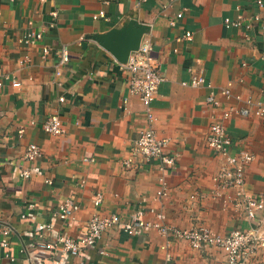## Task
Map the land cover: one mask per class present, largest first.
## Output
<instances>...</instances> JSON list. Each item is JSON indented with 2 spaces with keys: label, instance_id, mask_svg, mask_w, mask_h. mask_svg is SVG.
<instances>
[{
  "label": "crops",
  "instance_id": "crops-1",
  "mask_svg": "<svg viewBox=\"0 0 264 264\" xmlns=\"http://www.w3.org/2000/svg\"><path fill=\"white\" fill-rule=\"evenodd\" d=\"M102 10L106 18L96 17ZM259 12L258 0H0V69L21 84L7 80L0 94V219L14 228L9 246H0V264H228L218 247L198 250L154 227L129 236L123 223L135 215L157 222L162 211L163 223L180 229L205 227L225 235L251 225L229 203L234 189L217 193L214 176L222 160L208 146V134L223 108L264 100V35L225 24ZM133 19L149 26L143 37L153 41L164 77L153 103L154 127L177 156L176 165L165 169L159 160L133 153L147 124L144 106L130 92V72L95 39ZM33 30L43 39L26 45L23 37ZM186 32L192 39L184 38ZM63 45L70 60L62 66ZM44 47L49 52L43 59ZM191 67L204 71L211 88L183 85ZM229 85L227 98L222 90ZM213 92L221 107L208 102ZM51 114L61 118L63 134L41 127ZM32 119L37 125H28ZM224 124L232 153L254 155L245 188L264 196V117L234 114ZM30 143L42 149L35 162L23 161ZM131 157L128 168L124 162ZM21 168L31 170L28 181ZM161 180L168 193L157 198ZM96 192L104 195L102 211L122 221L107 234V253L91 248L74 258L46 249L61 233L75 239L86 234ZM68 198L80 208L66 222L54 219ZM48 223L53 230L45 233Z\"/></svg>",
  "mask_w": 264,
  "mask_h": 264
},
{
  "label": "built area",
  "instance_id": "built-area-1",
  "mask_svg": "<svg viewBox=\"0 0 264 264\" xmlns=\"http://www.w3.org/2000/svg\"><path fill=\"white\" fill-rule=\"evenodd\" d=\"M260 12L250 19L239 17L236 20L226 19L227 27L245 28L252 30L258 28L264 35V2L258 0ZM55 15V14H54ZM183 16L179 13L177 18ZM96 17L106 18L105 11L102 10ZM174 23V20L172 21ZM184 38L192 39V33L186 32ZM43 39L42 32L31 31L23 37L26 45L36 44ZM153 41L149 37H143L138 50L133 51L127 62L121 63L122 68L128 70L130 77V92L140 97L144 106L147 124L140 131L135 141L133 153L142 156L145 160H159L161 168L165 169L176 165L177 156L169 153L170 140L160 137L154 127L155 115L153 112V103L156 99L158 90L164 81V77L160 71V65L157 58L153 56ZM48 48L44 47L43 59L48 54ZM70 60V52L66 45L60 50L59 63L66 65ZM191 77L189 81H183L184 86L200 87L207 86L211 88V84L207 81L204 71L201 69L195 73L194 68H189ZM57 74L61 73V68L57 70ZM11 81L12 85L18 87L20 82L5 74L0 69V94L6 84ZM222 94L227 98L232 96L230 85L222 90ZM242 101L240 96H236ZM59 100L64 101V97ZM244 106H231L223 108L221 118L212 122L208 134V146L218 156L221 157V165L214 176V183L218 190V194L224 190H235V197L229 198V203L239 209L241 215L247 219L251 225L247 228H238L230 233L221 235L212 230L200 227L191 229H180L171 227L163 223L166 219L164 212L156 213L159 221L150 222L139 216H133L127 222L123 223V229L129 236L142 234L149 227L158 228L164 235L172 236L177 239L185 240L198 250L215 246L220 248L225 256L228 264H264V196H256L248 191L246 186V170L254 160V155L248 150L241 149L237 153H232L233 140L227 131L224 121L234 114L243 116L264 117V100H255L247 98L243 100ZM208 102L215 107H221V102L216 99L214 92L208 99ZM28 125H37L35 120H30ZM41 127L49 134L61 135L65 132L63 122L58 114H51ZM26 133V127L21 126L17 130L18 137L23 139ZM42 155V149L36 143H30L27 146L23 156V161L35 162ZM94 161L93 158L89 159ZM124 164L130 168L134 164L133 158H128ZM31 170L21 168L20 176L24 181L31 178ZM51 183V180H48ZM86 180H82L80 185L84 186ZM168 193L167 182L161 180L157 198L164 197ZM91 201L95 207V212L87 222V232L84 236L75 239L67 234H59L53 243L44 245L46 249L58 250L64 255H70L74 258L82 257L88 249L100 248L102 254H106L108 242L107 234L117 225L121 224V217L116 213H105L102 211L104 204V195L102 192H96ZM228 204V202L226 201ZM32 207V205H30ZM80 208V205L68 198L58 205L53 213V218L63 222L68 221L74 212ZM26 218V215H22ZM14 230L13 226L6 220L0 219V246L8 247V236ZM53 230V224L48 223L45 226V233ZM9 257V255H7ZM13 260V256H10ZM70 264V263H69ZM166 264H170L169 262Z\"/></svg>",
  "mask_w": 264,
  "mask_h": 264
},
{
  "label": "water",
  "instance_id": "water-1",
  "mask_svg": "<svg viewBox=\"0 0 264 264\" xmlns=\"http://www.w3.org/2000/svg\"><path fill=\"white\" fill-rule=\"evenodd\" d=\"M149 26L135 19L130 20L120 28L95 37L100 46L106 49L121 63L127 62L130 54L138 50Z\"/></svg>",
  "mask_w": 264,
  "mask_h": 264
}]
</instances>
